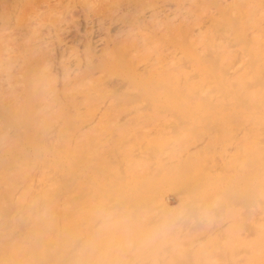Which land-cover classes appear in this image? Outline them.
I'll list each match as a JSON object with an SVG mask.
<instances>
[{
    "label": "bare ground",
    "instance_id": "obj_1",
    "mask_svg": "<svg viewBox=\"0 0 264 264\" xmlns=\"http://www.w3.org/2000/svg\"><path fill=\"white\" fill-rule=\"evenodd\" d=\"M20 1L0 0V264H264V0H86L100 55L39 66Z\"/></svg>",
    "mask_w": 264,
    "mask_h": 264
},
{
    "label": "rangeland",
    "instance_id": "obj_2",
    "mask_svg": "<svg viewBox=\"0 0 264 264\" xmlns=\"http://www.w3.org/2000/svg\"><path fill=\"white\" fill-rule=\"evenodd\" d=\"M68 1V2H67ZM126 1H128V0H121L120 1V3H125ZM178 1H179V3H178ZM192 0H190V1H188V0H140L139 2H138V4L139 3H141L142 2V4H139L138 5V9L141 11L142 9L144 10L145 9V11H147V9L149 10V8L151 7H153V5H158V4H160V5H162V4H165V5H169V4H172V5H170L173 9H175V7L177 8V7H182L183 8V10L185 9V8H187V5H189V3L191 2ZM29 2H31V3H29ZM178 4H177V3ZM187 2V3H186ZM22 3V4H21ZM24 3V4H23ZM58 3V4H57ZM60 3V4H59ZM100 2L97 0V4H99ZM105 4H110V3H106V2H104ZM151 3V4H150ZM175 3V4H174ZM56 4V5H55ZM104 4V5H105ZM22 5V6H21ZM28 5V6H27ZM102 5H103V2H102ZM103 5V6H104ZM141 5V6H140ZM152 5V6H151ZM176 5V6H175ZM182 5V6H181ZM34 6V7H33ZM51 6H54V7H51ZM183 6H185V7H183ZM51 7V8H50ZM64 7V8H63ZM101 8V6H100V4H99V6L97 5V10H96V12L97 13H99L100 12V8ZM22 8V9H21ZM28 8V9H27ZM30 8V9H29ZM54 8V9H53ZM86 8V9H85ZM171 8V10L172 11H170V12H166L165 14H162V16L160 15V18L158 19V21H159V26H162V27H159V37H160V39L164 36V35H166V33L169 35V34H172V31L174 30H176V28L178 27V26H182L183 25V23L181 24V20H179V19H182V18H180V14H177V12H178V10L176 9L175 10V12L173 11V9ZM5 11H7L8 10V5H6L5 6ZM45 9H46V11H45ZM89 9V10H88ZM16 10H17V12H16V19L18 20H16V23H17V30L15 29V49H16V52L15 53H17L16 55H17V61L19 62V60L21 59L22 60V56L26 53V51L28 52V49L27 48H30L29 47V40H27V39H29L30 38V36H31V34H32V30L31 29H33L32 28V26L33 27H35V30L37 31V32H39V34L37 33V35H41V36H43L44 37V40L46 39L47 41H45V44L43 45V48H42V45L40 46V52L39 51H37V53H35V55H34V57H33V59H34V61H35V63L37 64V66H39V65H42L43 63H44V61H47V60H50V61H53V64H54V61H58V60H56V59H58L59 57H62L63 56V60L65 61V63L67 64V65H70V64H73V63H75L76 61H77V63L81 60V61H84L83 59H84V57L86 56L87 57V55L88 56H95L96 55V57H98L99 55H100V52L98 51V48H95L94 47V45H93V39H94V37L96 36V34L98 33L99 34V31H97V26H94V25H91V23H90V20L88 21V19H90V17H92V15L94 14L93 13V11L91 10V8H89L88 7V5H87V2H86V0H22V1H20V4L18 3V6L16 7ZM20 10V11H19ZM51 10H52V12H51ZM142 10V11H143ZM181 10V9H180ZM38 12V13H41V16H42V18L40 17V20L42 19V20H44V21H40V25H32V20L34 19L33 17H34V15H35V12ZM45 11V12H44ZM55 11V12H54ZM177 11V12H176ZM27 12V13H26ZM36 12V13H37ZM51 12V13H50ZM72 12V13H71ZM101 12H102V10H101ZM22 13V14H21ZM31 13V14H30ZM45 13V14H44ZM68 13V14H67ZM93 13V14H92ZM179 13V12H178ZM174 14V15H173ZM24 15V16H23ZM32 15V16H31ZM58 15V16H57ZM88 15V16H87ZM29 16H31V18L29 17ZM47 16V17H46ZM54 16V17H53ZM168 16V17H167ZM171 16H172V18H171ZM182 16V15H181ZM24 17V18H23ZM52 19H51V18ZM68 17V18H67ZM100 17H101V14H100ZM177 17V18H176ZM33 18V19H32ZM50 18V19H49ZM65 18V19H64ZM102 18V17H101ZM169 18H171V19H169ZM29 19V20H28ZM31 19V20H30ZM45 19H48V20H46L45 21ZM168 19V20H167ZM176 19H178V20H176ZM28 20V21H27ZM53 20V21H52ZM49 21V22H48ZM29 22V23H28ZM43 22H45V23H43ZM59 22H62L61 24L59 23ZM169 22V23H168ZM171 22V23H170ZM180 22V23H179ZM25 23V24H24ZM57 23L58 24H60L59 26H63V28H65L66 29V33H68V34H66V35H62L61 33H59L58 31V33L55 31L56 29H55V25H57ZM68 23V24H67ZM175 23V24H174ZM181 24V25H178V24ZM20 24V25H19ZM29 24V25H28ZM31 24V25H30ZM44 24V25H43ZM168 24V25H167ZM171 24V25H170ZM173 24V25H172ZM25 25V26H24ZM177 25V26H176ZM29 26V27H28ZM30 26H31V28H30ZM149 26H150V24H149ZM169 26H170V28H169ZM176 26V27H175ZM26 27V28H25ZM40 27V28H39ZM52 27V28H51ZM57 27V29H58V25L56 26ZM70 27V28H69ZM165 27V28H164ZM183 27V26H182ZM20 28V29H19ZM38 28H39V30H38ZM163 28V29H162ZM172 28H174V29H172ZM55 29V30H54ZM27 30H29V31H27ZM43 30V31H42ZM68 30V31H67ZM31 31V32H30ZM54 31V32H53ZM161 31H163V32H161ZM165 31V32H164ZM90 32V33H89ZM165 33V34H164ZM58 34V35H57ZM48 35V36H47ZM94 35V36H93ZM29 36V37H28ZM61 36V37H60ZM17 37V38H16ZM172 36L170 35V39L168 38H162L163 40H164V42L163 41H161L162 42V44H165V45H163V46H161L162 44H160V46L161 47H163L164 48V46L166 47L167 46V44H169L168 46H170V47H172V48H174L175 47V49H176V52H177V50L181 47L180 45H178V44H175L174 45V39L173 38H171ZM25 38V39H24ZM56 38V39H55ZM62 39V44L64 45V46H66V50L63 52V53H60L59 51H57V48H55V45L54 44H56V41L58 40V39ZM166 39V40H165ZM171 39L174 41H171ZM177 40V39H176ZM178 40H179V38H178ZM177 40V41H178ZM28 41V42H27ZM168 41H170L169 43H167ZM176 41V42H177ZM180 41V40H179ZM178 41V42H179ZM182 41H183V39H182ZM166 42V43H165ZM175 42V43H176ZM26 43V44H25ZM52 43H54V44H52ZM50 44V45H49ZM86 44H87V46H86ZM90 44V45H89ZM27 45H28V47H27ZM52 45H53V49L51 48L52 47ZM85 45V46H84ZM173 45V46H172ZM26 46V47H25ZM51 46V47H50ZM167 46V47H168ZM25 47V48H24ZM176 47H178V49L176 48ZM24 48V49H23ZM44 48H46V50L44 49ZM74 48V49H73ZM95 48V49H94ZM182 48H183V46L180 48L181 50H182ZM44 49V50H43ZM47 49H49L48 51H47ZM68 49V50H67ZM166 49V48H165ZM168 49H169V47H168ZM171 49V48H170ZM180 49H179V51H180ZM183 50H185V48L183 49ZM96 51H98V52H96ZM20 52V53H19ZM75 52V53H74ZM77 52V53H76ZM24 53V54H23ZM40 53V54H39ZM79 53V54H78ZM96 53V54H95ZM97 53H98V55H97ZM23 54V55H22ZM80 57V60H77V58L79 59V57H77V55ZM66 55V56H65ZM70 55H71V57H70ZM54 56V57H53ZM56 56V57H55ZM73 56V57H72ZM76 56V57H75ZM83 56V57H82ZM20 57V58H19ZM46 58V59H44V58ZM58 57V58H57ZM70 59H74V60H69L68 58ZM93 57H91V59L93 58ZM95 57V58H96ZM50 58V59H49ZM52 58V59H51ZM56 58V59H55ZM66 58V59H65ZM89 58V57H88ZM19 59V60H18ZM54 59V60H53ZM60 60V59H59ZM68 60V61H67ZM71 61V62H70ZM75 61V62H74ZM21 63L23 62V61H20ZM43 62V63H42ZM69 64H68V63ZM20 63V64H21ZM42 63V64H41ZM17 64V63H16ZM19 64V65H20ZM22 66V65H21ZM20 66V67H21ZM17 68V67H16ZM18 68H19V66H18ZM22 68V70L21 69H19V70H17L16 72H18V71H20V74L19 73H17L18 75H22V77L20 76V78L22 79L23 78V74L21 73V71H23V67H21ZM16 70V69H15ZM62 74H58L55 78L56 79H54V80H52L51 79V81H50V85H49V87H46V85L44 86V88L42 87V91H44L45 90V88H47V91H46V93L48 92V88H51L52 89V87L54 86V84L55 85H57V82L64 76V74L61 76ZM61 76V77H60ZM17 78V77H16ZM19 78V77H18ZM17 78V79H18ZM20 79H18V83L19 82H23V79L22 80H20ZM56 80V81H55ZM49 81L47 82V83H49ZM46 82V81H45ZM17 83V84H18ZM21 85H23V84H21ZM18 86V85H17ZM54 87H56V86H54ZM16 88V94L18 95V93H19V96H20V94L22 95V93H24V89H23V87L22 86H20V84H19V87H15ZM22 88V89H21ZM21 90V91H19V90ZM50 89V90H51ZM24 90V91H23ZM49 90V91H50ZM17 91H19L18 93H17ZM51 91H54V89H52ZM26 92V91H25ZM45 92V91H44ZM44 92H42L41 93V91H39L37 94H39V93H41L42 94V96H43V94H44ZM55 92V91H54ZM15 94V95H16ZM25 94V93H24ZM23 94V95H24ZM36 94V95H37ZM41 94L40 95H38L39 97H42L41 96ZM16 95V96H17ZM22 95V96H23ZM19 96H18V99H20L19 98ZM21 96V97H22ZM23 98V97H22ZM24 99V98H23ZM21 100V99H20ZM23 101V100H22ZM19 103H21V101H19ZM19 103H18V105H19ZM20 105H22V104H20ZM20 107L21 106H19V113L21 114V112H20ZM23 110H24V108H22ZM34 109L36 110V107H34ZM32 110V111H35V110ZM56 109V108H55ZM54 109V110H55ZM59 109V108H58ZM31 111V112H32ZM55 111H57V114H58V111L59 110H55ZM54 111V112H55ZM38 112V111H37ZM36 111L35 112H33V114L34 115H36L35 113H37ZM53 112V113H54ZM41 114V113H40ZM31 115H32V113H31ZM33 115V116H34ZM170 198V197H169ZM170 201V202H169ZM168 202L170 203V205H173L174 204V202H173V200H172V198L169 200ZM175 207V205L172 207V208H174Z\"/></svg>",
    "mask_w": 264,
    "mask_h": 264
}]
</instances>
